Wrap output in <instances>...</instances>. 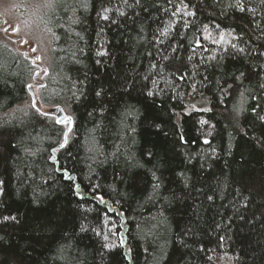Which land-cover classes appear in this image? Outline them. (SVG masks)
Instances as JSON below:
<instances>
[{
	"label": "trees",
	"instance_id": "trees-1",
	"mask_svg": "<svg viewBox=\"0 0 264 264\" xmlns=\"http://www.w3.org/2000/svg\"><path fill=\"white\" fill-rule=\"evenodd\" d=\"M14 1L0 264H264V0Z\"/></svg>",
	"mask_w": 264,
	"mask_h": 264
},
{
	"label": "rangeland",
	"instance_id": "rangeland-1",
	"mask_svg": "<svg viewBox=\"0 0 264 264\" xmlns=\"http://www.w3.org/2000/svg\"><path fill=\"white\" fill-rule=\"evenodd\" d=\"M36 14V9L34 11L32 9L31 12L23 11L22 6L14 0H0V35L19 52L34 57L42 65V68L39 66L41 72L48 66L51 49L47 34L33 21ZM40 81L41 78H38L30 87L32 103L37 105L39 102L42 111L54 112L51 107L42 104L39 100ZM62 121L68 129L69 121L64 118Z\"/></svg>",
	"mask_w": 264,
	"mask_h": 264
},
{
	"label": "snow or ice",
	"instance_id": "snow-or-ice-1",
	"mask_svg": "<svg viewBox=\"0 0 264 264\" xmlns=\"http://www.w3.org/2000/svg\"><path fill=\"white\" fill-rule=\"evenodd\" d=\"M137 2H139V0H137ZM238 7L240 6L239 4L237 5ZM240 10L241 11H243L244 9L241 7L240 8ZM108 10L107 9H105V12H107ZM189 14H192V13H189ZM108 17L105 15L104 16V19H107ZM241 51H243V49H241ZM106 53H99V55H105ZM29 87H32L31 85H29ZM149 95H151V93H149ZM262 119H264V117H262ZM12 219H15L14 217L12 218ZM82 230H84V229H82Z\"/></svg>",
	"mask_w": 264,
	"mask_h": 264
},
{
	"label": "water",
	"instance_id": "water-1",
	"mask_svg": "<svg viewBox=\"0 0 264 264\" xmlns=\"http://www.w3.org/2000/svg\"><path fill=\"white\" fill-rule=\"evenodd\" d=\"M34 101H35V99H34ZM58 111H59L58 119L60 118L62 120L64 118V120H68L69 121V128H68V130H69L70 129V126H71V119L70 118H65L64 115H63V113H62V111L60 109Z\"/></svg>",
	"mask_w": 264,
	"mask_h": 264
}]
</instances>
